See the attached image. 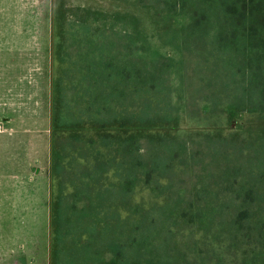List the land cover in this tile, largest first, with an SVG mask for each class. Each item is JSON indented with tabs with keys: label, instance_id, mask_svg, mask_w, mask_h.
<instances>
[{
	"label": "rangeland",
	"instance_id": "rangeland-1",
	"mask_svg": "<svg viewBox=\"0 0 264 264\" xmlns=\"http://www.w3.org/2000/svg\"><path fill=\"white\" fill-rule=\"evenodd\" d=\"M241 1L238 0L237 5ZM57 3L64 9L63 26L59 28L52 22V12ZM224 7L226 8L223 0H0V122L3 125L0 135L14 129L28 128L20 133L29 154H43L35 163L39 166L37 173L48 176L50 197L53 200L58 199L57 208L60 209V215L62 214V221L65 226L71 225L73 230L69 236L67 227L59 244L62 250L60 258L64 261H68L70 244L74 242L75 236L78 237L75 230L83 226L82 223L89 222L80 213V207L85 204L81 198L85 195L90 198L100 196L94 190L103 182L100 180L117 184V179L107 172L104 177L100 175L102 179H99L97 185L89 182V187H86L84 183L90 178L96 180L98 174H89L90 164L85 156V142L65 133L55 136L61 161L58 176L50 177L47 108L50 97L49 75L56 78L62 67L67 68L64 86L67 101L65 114H70L73 118L80 116L86 107L85 102L92 104L94 100L104 102L107 99L129 103L132 110L135 105L140 110L139 105L147 104L154 113L176 112L182 115L190 81L183 56L188 48L193 47L207 60L201 66L208 73L197 91L199 96L196 99L199 104L207 103L213 108L211 111L216 112L219 107H225L229 100H235L243 107V115H256L258 112L254 108L264 110V61H260L261 56L264 58V53H259L262 51L261 47H255L256 43L260 45L261 42L252 39L251 33L242 29L246 24L224 22ZM260 30L259 25L252 34H256L255 37L264 36V26L263 34ZM253 40L257 42H252ZM261 41L264 45V41ZM127 49L136 56L138 66L152 62L158 64L157 67L162 70L161 77L153 82L152 87L140 82L136 73L127 77L124 75L125 71L120 70L121 54ZM110 54L116 59L108 63ZM62 58L64 62L59 60ZM23 75L24 82L20 81L23 78L19 81L15 78ZM144 81L149 83L148 80ZM7 91L12 93L7 94ZM10 97H13L12 102L7 100ZM13 107L31 110L34 114L16 118L15 123L3 121L2 114H6ZM63 113L64 111L61 112L62 115ZM65 119L63 116L61 121ZM37 128H45V131ZM241 145L250 153L256 152L258 156L255 175L264 178V134H258L250 145L246 141ZM33 149H36L35 152ZM248 160L251 159L247 155L242 157V161ZM1 163L0 159V176L8 175L10 169ZM147 196L149 194L146 189L137 187L133 202L138 204V200H146ZM105 198V201H101L104 210H107L108 204L115 213L124 214L127 211L126 206H131L129 211L138 215H158V209L146 205L138 209L130 202L126 204L129 200L118 192ZM92 205L100 204L92 201ZM151 218L148 217V221L152 222ZM166 226L162 221L138 227L139 236L138 232L135 233L139 239L129 243L133 245L128 246V254L135 256L140 250L141 255L146 252L153 256L163 255L161 257L165 258L164 264H209L203 257L200 258L203 255L197 249L199 246L188 241L187 230L182 229V224L168 227L171 232L167 231ZM81 228L85 229L84 226ZM151 228L154 230H150L153 234L144 230ZM99 229L93 237L101 236L100 225ZM155 233L158 237H155ZM45 234V241L49 244V228ZM123 235L124 231H121V240ZM82 237L86 238L87 234ZM165 237L168 239L167 243ZM29 241L28 244L32 245V240ZM140 244L146 246V251L140 249ZM211 253L213 252H206L204 255ZM45 257L43 262L33 258L28 264H48L49 251L48 259L47 255Z\"/></svg>",
	"mask_w": 264,
	"mask_h": 264
},
{
	"label": "trees",
	"instance_id": "trees-1",
	"mask_svg": "<svg viewBox=\"0 0 264 264\" xmlns=\"http://www.w3.org/2000/svg\"><path fill=\"white\" fill-rule=\"evenodd\" d=\"M223 1L225 17L264 18V0H242L240 5H237L238 0ZM52 17L54 26H63L64 9L61 4L57 3ZM249 26L254 27L252 23ZM121 56L119 66L125 71V76L136 73L140 82L150 87L161 77L162 70L158 64L150 62L138 66L136 56L129 49ZM262 57L260 61H264ZM115 59L110 54L107 62ZM59 60L64 62L63 58ZM206 61L196 48L190 47L184 53L183 63L190 81L182 115L176 112L154 113L147 104L139 105L140 110L135 105L132 110L129 103L107 99L104 102L94 100L92 104L85 102L86 107L80 116L73 118L65 114L67 68L62 67L59 76L51 77L50 177L58 176L61 161L55 136L65 133L85 142L89 174H98L96 180L90 178L84 183L86 187L91 182L97 185L107 172L117 179V184L100 180L103 182L94 189L100 196L90 198L85 195L81 198L85 204L80 207V213L89 222L82 223L85 229L79 226L75 230L78 237L75 236L74 242L71 238L69 241L73 242V248L76 247L74 244H79L78 248L89 249L90 253L102 241L106 246L105 252L110 255L106 261L94 263L88 259L83 264H164L163 255L153 256L148 252L141 255L140 250L135 256L128 254V246L133 245L129 243L139 239L136 236L138 227L162 221L164 226L168 224V232V227L182 224V229L187 230L188 241L199 246L197 249L203 255L200 258L209 264H264V178L255 175L256 152L250 153L241 145L245 141L250 145L258 134H264V110L254 108L258 112L256 115L245 116L239 101L229 100L216 112H212L207 103L199 104L197 91L208 73L201 66ZM63 116L66 119L61 121ZM246 155L251 159L248 162L242 161ZM137 187H143L149 194L146 200H138V204L133 202ZM115 192L129 200L126 204L130 202L138 209L145 205L158 209V215H138L129 211L131 206H126L124 214L115 213L108 204L104 210L101 201ZM56 200L50 197L48 264H75L60 258L62 250L59 244L64 230L68 227L69 236L73 230L71 225L65 226L62 221ZM92 201L100 205L94 206ZM148 217L157 219L151 218L150 222ZM120 224L122 226H118ZM99 225L102 227L101 236L93 237ZM144 230L152 233L150 230L153 229ZM121 231H124L123 240L120 239ZM164 233L169 238L165 230ZM84 234H87L86 238L82 237ZM154 235L158 237L157 233ZM165 239L167 243L168 239ZM139 246L146 251L145 245ZM206 252L213 253L204 255Z\"/></svg>",
	"mask_w": 264,
	"mask_h": 264
},
{
	"label": "crops",
	"instance_id": "crops-1",
	"mask_svg": "<svg viewBox=\"0 0 264 264\" xmlns=\"http://www.w3.org/2000/svg\"><path fill=\"white\" fill-rule=\"evenodd\" d=\"M222 18L226 19L224 22L246 24L242 29L250 32L252 39L260 40V45L256 43L255 47H261L262 51L259 53H264V45L261 41V39L264 41V36L255 37L256 34H252L255 31V27L257 28L259 25L261 27L260 32L263 34V17H253L251 18L253 20L236 16ZM249 23H252L254 27H250ZM252 42L257 41L253 40ZM15 78L18 81L23 78L20 81H25L24 75ZM50 81L51 76L49 75V92ZM8 93L12 92L7 91ZM11 98L13 97L7 100L12 102ZM47 108L49 111V101ZM31 114H34L31 110L15 109L13 107L6 114H2V119L7 123L14 122L16 118L30 116ZM10 128L12 129V127ZM27 130L28 128H18L11 130L7 134L0 135L1 164L6 165L10 169L8 175L0 176V257L2 258L0 264L7 262L28 264L33 258L35 261L43 262L46 260V255L48 259L49 244L45 241L48 232L46 234L45 232L46 230L48 231V228L50 229L49 178L37 173L39 166L35 165V163L39 161V157L43 156V154L40 156L39 152H36L30 155L26 144L22 141L23 136L20 132ZM38 130L45 131V128ZM33 150L35 152L36 149ZM29 156H31V159H29ZM30 239L32 240V245L28 244ZM74 246L76 248H73V243L70 244L71 248L68 251V258L71 263L83 264V261L88 259L97 263L110 258L108 252H105L106 246H103L102 241L91 253L89 249L81 250L78 248L79 244H74Z\"/></svg>",
	"mask_w": 264,
	"mask_h": 264
},
{
	"label": "built area",
	"instance_id": "built-area-1",
	"mask_svg": "<svg viewBox=\"0 0 264 264\" xmlns=\"http://www.w3.org/2000/svg\"><path fill=\"white\" fill-rule=\"evenodd\" d=\"M2 128H3V125H2V123L0 122V131L2 130Z\"/></svg>",
	"mask_w": 264,
	"mask_h": 264
},
{
	"label": "water",
	"instance_id": "water-1",
	"mask_svg": "<svg viewBox=\"0 0 264 264\" xmlns=\"http://www.w3.org/2000/svg\"><path fill=\"white\" fill-rule=\"evenodd\" d=\"M32 169H35V168H32ZM37 169V168H36Z\"/></svg>",
	"mask_w": 264,
	"mask_h": 264
}]
</instances>
